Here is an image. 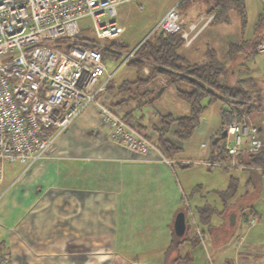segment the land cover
Returning <instances> with one entry per match:
<instances>
[{
  "label": "crops",
  "instance_id": "0c3cea01",
  "mask_svg": "<svg viewBox=\"0 0 264 264\" xmlns=\"http://www.w3.org/2000/svg\"><path fill=\"white\" fill-rule=\"evenodd\" d=\"M198 4L194 2L179 14V22L184 29L195 24L194 29H188L189 35L195 38L190 44L182 45L180 54L190 62H202L207 59V51L213 49L229 68L228 80L235 76L251 77L255 86L264 81V60L260 74L253 65L255 56L264 53L256 52L250 45L232 54L228 52L230 43L235 45L242 40H254V35L264 36V22L257 29L256 26L245 29L246 35L243 36L244 28L239 16L237 26L226 25L230 14L238 15L235 10L229 9L227 21L215 23L211 20L204 25L201 19L209 15L206 14L207 5L204 3L200 8ZM147 70L148 66H144L141 72L145 74ZM156 78V83L164 84L161 76ZM123 81H112L114 88H108L104 97L109 105L125 116L131 106L129 103L118 105L124 95L115 91ZM139 118L145 135L154 140L151 124L158 119L142 121ZM259 128L256 130L260 137ZM212 131L217 135L218 128ZM108 132L95 106L88 105L57 137L44 158L26 170L20 163H7L9 166L7 169L4 167V177L0 182V251L7 256V264H174L177 259L186 257H190L192 263L196 247H202L206 257L208 253L215 261V251L225 253L227 247L234 243V250L238 249L235 258L215 261L217 264H264V247L254 242L260 233L256 236L251 234L249 238L261 217L254 198L243 200L237 188V194L228 201L231 204L238 201L245 207L241 209L242 220L247 226L243 228L245 231L241 228L238 233H220L225 227L223 219L221 222L209 221V226L205 227L199 222L198 206L208 203L218 214H222L224 209L218 210L214 202L201 198L192 200L194 208L188 203L189 199L186 200L184 191L173 176L174 164L181 169L190 164L175 161L179 152L169 157L171 163L168 164L162 160L159 150L136 152L127 149L113 143ZM168 137L176 140L171 134ZM178 143L182 147L183 141ZM202 143L201 146L205 147ZM210 153L203 163L212 168L217 164L209 163L215 162ZM222 189L209 192L221 205L215 191ZM187 192L191 197L195 195L191 187ZM249 209H252L251 214ZM178 211L184 212L186 222L181 236H177L173 228ZM249 217L254 220L252 223ZM193 220L205 233L203 242L195 234ZM231 238L233 243H230ZM243 252L246 254L241 255Z\"/></svg>",
  "mask_w": 264,
  "mask_h": 264
},
{
  "label": "built area",
  "instance_id": "2783aa9c",
  "mask_svg": "<svg viewBox=\"0 0 264 264\" xmlns=\"http://www.w3.org/2000/svg\"><path fill=\"white\" fill-rule=\"evenodd\" d=\"M130 1L138 0H0V182L5 163H20L26 170L44 158L88 105L97 109L113 143L136 152L157 149L135 119H125L104 97L113 73L105 67L98 40L121 33L116 8ZM176 5L167 8L153 30L179 32L188 45L192 38L188 29L195 24L184 29ZM213 17L211 13L201 20L205 25ZM82 19L88 22L82 25ZM89 25L93 36H81ZM255 42L254 50L264 53V37ZM136 46L123 54L120 64L133 57ZM225 128L229 160L209 163L243 167L237 155L261 147L256 127L233 122ZM162 160L171 163L164 156ZM192 226L203 242L205 233L194 220ZM7 263L0 251V264ZM206 264H217L208 253Z\"/></svg>",
  "mask_w": 264,
  "mask_h": 264
},
{
  "label": "trees",
  "instance_id": "16d2710c",
  "mask_svg": "<svg viewBox=\"0 0 264 264\" xmlns=\"http://www.w3.org/2000/svg\"><path fill=\"white\" fill-rule=\"evenodd\" d=\"M195 1L179 0L176 7L178 11L186 10ZM199 1L206 3V14H214L213 22L227 21L228 11L233 9L238 14L242 27H245L246 9L244 0ZM261 19L262 15L258 18L256 29L260 27ZM116 39H110L102 45V55H110L118 59L120 51L128 48L127 44L118 42ZM253 41V39H246L235 45L230 43L228 52L232 54V52L238 51L245 45H250L254 49L255 43ZM182 45L183 39L180 37L179 32L171 34L161 33L158 30L150 32L136 46L133 57L126 62L136 69L137 75L134 80H125L115 87L116 92L124 95L117 104H130L131 108L126 112L124 118L131 120L135 117L133 114L135 109H142L146 105L153 104L156 97L159 96L157 91L160 88H166L178 82L187 86L186 88L177 87L175 96L187 103L188 112L178 116L171 113H159L158 121L151 124V129L155 132L154 145L164 157L169 159L173 154L182 150L178 141H185L193 134L207 105L217 100L225 102L226 105L221 106L219 109L221 123L215 137L220 134L223 128L233 122H243L247 125H255L257 128L260 126L258 132L261 133V147L259 150L252 153L240 152L236 157V161L250 171L247 179V190L252 183L253 176L256 179L260 176L259 173L264 174V125L254 119V116H257L258 113L264 112V104L260 94L261 87L255 86L251 77L235 76L232 80H228L229 68L219 60L213 49L207 51L208 56L205 61L190 62L180 54L179 50ZM55 46L61 48L60 44H55ZM144 66H148V71L145 74L141 72ZM157 76H161L165 80L164 84H156ZM110 87L114 88L112 81L109 82L107 89ZM139 117L135 118H137L136 121L142 129L144 126L139 122ZM168 134L173 135L176 140L170 139ZM222 139L223 142L220 143ZM213 140L210 153L212 159L217 162L228 161L229 156L224 148V138H218L215 142ZM222 167L229 168L231 166L222 165ZM259 168H261L260 172L257 170ZM237 188L238 179L230 176L226 188L215 191L222 202L223 208H226L228 201L236 195ZM240 208L245 207L241 206ZM249 210L252 213V209ZM196 211L199 222L209 226L210 217L215 213V207L205 203L198 206ZM195 240L197 241L196 238ZM174 264H191V258L177 259Z\"/></svg>",
  "mask_w": 264,
  "mask_h": 264
},
{
  "label": "rangeland",
  "instance_id": "374dc122",
  "mask_svg": "<svg viewBox=\"0 0 264 264\" xmlns=\"http://www.w3.org/2000/svg\"><path fill=\"white\" fill-rule=\"evenodd\" d=\"M179 0H138V1H130L125 2L117 6L116 11L117 15L116 20L119 25L124 27L123 32L116 39L118 42H123L128 45V48L120 51V56L118 59L110 55H103V60L107 71L112 72L111 81L121 82L124 79H131L136 76V69H134L128 63L120 64L123 58V54H126L131 48L136 46L138 43L142 41L150 32L153 31L156 22L163 15V13L169 8L171 5L177 3ZM199 3L198 6L200 8L204 7V1L196 0L195 3ZM204 2V3H203ZM139 4L142 8H139ZM247 4L246 9V24L244 27V34L246 35L247 28H253L257 25L258 18L262 15L261 23L264 22V1L263 0H245V6ZM179 14L181 15V10H179ZM82 25L88 22V19H82ZM228 26H237L238 25V15L230 14L229 23L226 24ZM234 27V26H233ZM246 29V30H245ZM81 36H93L91 31V27L84 28L81 31ZM258 34V33H257ZM191 38L189 44L194 40L195 36L189 35ZM255 36V35H254ZM253 36L254 40H260L264 36L256 35ZM102 44L107 42V39L98 40ZM199 40L198 42H200ZM253 41L254 43H256ZM184 44V41H183ZM264 60V54H258L255 56L254 67L256 68V72L260 74V67ZM120 64V65H119ZM148 71V70H147ZM147 71L145 73H147ZM157 80V78H156ZM158 84V83H156ZM248 84V83H247ZM263 84V85H262ZM252 86V85H251ZM263 86V87H262ZM153 87V86H151ZM177 87L186 88L187 86L183 83H178L175 86L169 85L164 91L156 97L153 104L146 105L142 109H135L133 114L135 117H141L142 121L145 119L155 120L158 119V114L161 113H171L175 116L183 115L184 111L188 110V105L186 102L179 100L175 94L174 90ZM257 87H261V97L262 103L264 104V81L262 83L259 81L257 83ZM253 88V87H251ZM159 90L157 91V93ZM225 102L214 101L207 105L203 114L199 120L198 126L193 131V134L186 140L183 141L182 151L176 155L177 160L180 162H189L190 164L186 167H181L178 164H174L175 168L173 171V176L175 177L174 181L179 183V186L185 193L186 200L189 199L188 203L192 205V200L198 199H206L211 203H215L218 210H222V214L213 213L211 215V223L213 222H221L222 219L224 221L225 227L220 230V233L225 232H239L242 228L245 231L247 226L243 221L244 217H242L241 203L238 201H234L232 204L228 203L226 208H223V205L219 203L214 194L210 193L212 189H222L230 176L236 177L238 179V194L239 197L243 198V200L247 201L250 198V201L253 199L254 204L257 207V211L261 217H259V222L256 227L251 230V234L255 235L260 233V236L257 235V241L254 242L260 244V246L264 247V174L259 173V177L254 179L252 178V183L248 186L249 189L246 190L247 179L249 177L250 171L248 168L241 169L242 167H232L224 168L222 165H213L212 168H209L207 165L203 163L204 158L208 157V153H210L213 144L212 140L216 136L213 134L214 129H219L220 127V116H219V108L221 106H225ZM155 110V114L153 113ZM254 116V115H253ZM255 121H259L264 125V112L258 113L257 116H254ZM243 123V122H241ZM240 123V124H241ZM212 132V134L210 133ZM205 142V147L201 146V143ZM223 142V139L220 140V143ZM173 165V162H172ZM9 165L5 164V169H7ZM179 167V169H178ZM260 169L259 170L260 172ZM183 170V171H182ZM184 175V179H183ZM177 185V183H176ZM193 188L195 195L191 197L188 194L189 188ZM247 191V192H246ZM237 194V193H236ZM189 195V196H188ZM205 195V196H203ZM194 208V207H193ZM239 211V212H238ZM194 212V211H193ZM234 212L237 213L236 223L234 225H230L228 222L229 214ZM249 212V211H248ZM250 213V212H249ZM195 214V213H193ZM251 214V213H250ZM248 216V215H246ZM245 216V217H246ZM196 218V214H195ZM243 219V220H242ZM249 219H251L249 217ZM247 220V219H246ZM250 221V220H249ZM202 224V223H200ZM204 225V224H203ZM205 227L207 225H204ZM242 231V232H243ZM241 232V231H240ZM239 242L241 241L240 238ZM232 238L230 243H233ZM251 244H256V243ZM235 243L230 244L227 247V251L225 253H221L219 251H215V261L220 262L225 260L224 258H230L236 256V248L234 250ZM249 252V251H248ZM247 252V253H248ZM193 262L191 264H205L206 263V253L201 248L196 247L193 250ZM246 254V252L240 253ZM249 264V263H247Z\"/></svg>",
  "mask_w": 264,
  "mask_h": 264
},
{
  "label": "water",
  "instance_id": "95a60500",
  "mask_svg": "<svg viewBox=\"0 0 264 264\" xmlns=\"http://www.w3.org/2000/svg\"><path fill=\"white\" fill-rule=\"evenodd\" d=\"M162 88L159 89L158 94L161 92ZM227 134V130L226 128H223L220 132V134L215 137V139L213 140L214 142L218 139V138H225ZM235 213L232 212L229 214L228 217V222L230 225H234L235 224ZM185 227H186V222H185V215L183 211H178L177 214L175 215L174 218V223H173V228H174V232L177 236H181L184 231H185Z\"/></svg>",
  "mask_w": 264,
  "mask_h": 264
}]
</instances>
